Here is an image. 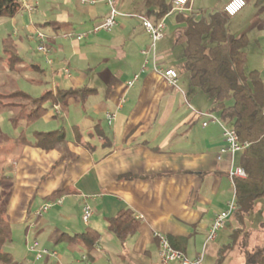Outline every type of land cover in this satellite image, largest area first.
<instances>
[{"label": "crops", "instance_id": "1", "mask_svg": "<svg viewBox=\"0 0 264 264\" xmlns=\"http://www.w3.org/2000/svg\"><path fill=\"white\" fill-rule=\"evenodd\" d=\"M228 1L191 0L183 11L173 6L161 18L166 23L164 36L148 61L142 50L151 40L137 15L157 19L146 14L145 0H117L119 24L82 40L64 35L89 31L101 22L110 10L104 0L96 4L29 0L35 12L20 9L11 17L16 44L23 41L19 29L29 40L38 29L48 35L50 56L41 55L49 69L36 63L40 69L33 68L32 84L90 90L85 99L72 96L66 104L55 105L60 113L53 106L29 127L25 113L16 128L10 111H0V172L8 178L0 190L12 231L23 234L26 248L27 240H37L41 248L55 253L36 259L29 252L19 254L13 246L6 251L15 264H162L157 232L189 258L202 254L216 213L234 196L229 172L241 166L243 152L222 154V127L203 126V118L194 115L192 108L211 111L212 103L191 88L189 75L179 70L185 50L180 32L183 17L199 20L224 12ZM246 1L245 8L230 17L229 28L247 35L248 70H259L264 78L262 30L256 29L260 23L264 28V0ZM2 18L6 17L0 18V27ZM254 31L257 34L251 37ZM155 60L178 72L179 87L155 71ZM135 74L140 77L128 88ZM108 112L117 114L112 124L106 119ZM58 117L65 119L60 127L66 129L67 139L54 149L16 142L22 131L33 141L35 131L55 130L46 128ZM64 189L63 195L49 199ZM85 200L93 208L88 223L82 218ZM46 203L51 207L39 213ZM126 209L133 211L139 225L136 233L121 240L110 230L109 220ZM231 220L226 223L232 224ZM88 229L100 233L89 258L81 243L66 240ZM207 255L203 264L217 261L218 252L214 259L206 260Z\"/></svg>", "mask_w": 264, "mask_h": 264}, {"label": "trees", "instance_id": "2", "mask_svg": "<svg viewBox=\"0 0 264 264\" xmlns=\"http://www.w3.org/2000/svg\"><path fill=\"white\" fill-rule=\"evenodd\" d=\"M145 1L146 14L148 16L155 14L157 20L163 18L173 7L172 2L167 0ZM20 9L21 0H0V18L14 17ZM230 17L223 11H216L199 20L194 16L183 17L185 26L180 35L185 50L179 63V70L189 75L191 88L203 92L211 100V112L218 114L225 123L235 128L241 141L250 143L241 156V166L247 176L235 180L237 208L230 217L233 224L229 234L230 242L219 249L214 264H228L226 262L228 253L233 251L235 245L243 258L242 264H264V245H254L251 241V235L255 231L264 230V213L259 227H254L257 204L264 199V78L259 70L247 72L245 49L249 40L246 34L231 32ZM5 60L9 69L17 68L24 61L17 52V44L11 33L2 39L0 61ZM32 67L40 69L37 64H32ZM89 94L90 90L85 86L47 89L35 96L18 89L6 95L0 93V100L10 97L9 99L22 98L25 102L3 103L2 100V105L5 107H0V111L12 110V107L18 106L25 111L31 107L25 115L26 126L29 127L45 116L53 106L66 104L72 96L85 99ZM21 117L12 116L16 128ZM33 138V141L28 140L25 131H22L17 136L16 142L51 150L65 142L67 134L66 129L60 127L47 132L35 131ZM7 180L8 178L0 172V185ZM65 192V189L61 190L49 199L61 196ZM3 196L4 192L0 190V264H15L13 255L4 249L13 239V231L6 214ZM109 221L110 230L121 240L136 233L139 225L130 209L120 212ZM248 226H251L250 231H245ZM240 237H242L241 241ZM66 240L81 243L89 258L100 240V233L88 229L75 236H67ZM170 243L173 247H177L171 241Z\"/></svg>", "mask_w": 264, "mask_h": 264}, {"label": "built area", "instance_id": "3", "mask_svg": "<svg viewBox=\"0 0 264 264\" xmlns=\"http://www.w3.org/2000/svg\"><path fill=\"white\" fill-rule=\"evenodd\" d=\"M110 7L107 16L99 22L97 25L92 27L89 31L82 33H67L64 36L69 38H75L76 40H82L90 34H96L100 31H111L119 24V17L121 12L117 7V0H104ZM191 0H173V9L183 11L187 9V6ZM84 4H96L98 0H81ZM247 5L246 0H229L224 6V12L229 16L238 14ZM21 9H25L30 13L36 11V7L30 4L29 0H21ZM143 27L145 28L151 43L148 48H144L142 53L147 57V61L151 54L155 55L157 44L164 36L166 23L164 19L153 21L144 15H137ZM33 39L38 41V51L50 56L51 48L47 44L48 35L42 30H36L31 36ZM52 58H48V62L52 63ZM154 69L159 73L162 78L171 86L179 87V74L173 68H165L159 63H154ZM65 73L71 74L68 67L64 68ZM140 74H135L131 80L127 82V87H132L135 82L139 79ZM56 113H60L59 106H55ZM194 115L199 118H203L202 125L208 126L210 123L219 124L223 130L224 145L221 149V153L236 154L243 152L249 147V142H243L240 140L239 135L235 128L225 123L218 114L211 111H200L192 108ZM116 112H108L106 119L109 124H112L116 119ZM230 178L235 186V180L237 178H245L247 176L246 171L242 166L232 167L229 172ZM87 198V197H86ZM52 203H46L39 210V213L45 212L51 207ZM237 208L236 192L234 196L228 200L223 210L216 213L214 221L210 227L208 240H215L218 232L225 227L226 222L229 220L235 209ZM93 214V208L91 204L85 200L83 204L82 218L84 222L88 223ZM156 236L160 242V260L162 264H170L171 262L177 261L178 264H203V255H199L196 258H189L183 251L172 246L168 237L157 232ZM27 250L29 253L34 254L36 259H41L46 255H54V252H50L46 248H41L37 240H27ZM83 261H86V256L83 257ZM86 264V263H85Z\"/></svg>", "mask_w": 264, "mask_h": 264}, {"label": "rangeland", "instance_id": "4", "mask_svg": "<svg viewBox=\"0 0 264 264\" xmlns=\"http://www.w3.org/2000/svg\"><path fill=\"white\" fill-rule=\"evenodd\" d=\"M253 4H254V1L250 5L253 6ZM2 20H5V21L2 24V27H0V53L2 49V39L6 37L8 34L14 32L13 21L11 20V18H2ZM260 28L262 30V33L259 39L261 42V46L264 47V44H263L264 28L262 26V23H260L258 27H256L258 32ZM19 34H20V37H22L23 41L17 44V52L23 58L24 61L20 63L15 69H9L7 60L0 61V93L6 95V94H9L11 91L21 89L32 95H40L41 93L49 89V86H36L32 84V80L34 79L33 75L35 74L33 72L32 64L38 63L42 65V67L46 68L47 70L49 69V67L43 61V56L41 55L42 53L38 51V41L35 39H32V40L27 39L26 33L23 29H19ZM256 34H257V31H254L251 34V37L253 36L255 37ZM246 68H247V72L250 71L248 70V66ZM9 98L2 99L3 103L8 102V101H14V102L24 101V99L22 98H14V99H9ZM2 100H0V107L4 108L5 106L2 105L3 104ZM29 109L30 107L27 108V110L23 111V109H21V107L18 106V107H12V110L6 109V111L8 112L10 111L13 117L17 116L18 118H20L22 114L24 113L27 114L28 113L27 111H29ZM3 110L4 109H2V111ZM20 123L21 122L18 121V125H20ZM62 124H65L64 117H58L55 119L54 123H52V126H49L48 128H46V130L56 129L60 127ZM4 126L7 127L6 124H4ZM263 213H264V199H261L257 204L256 212L254 214V227L255 228L259 227V222H261L263 219ZM225 228L226 229L223 228L218 232L217 239H215V241L208 240L207 245L204 246L202 250L203 257L209 254V256L208 255L206 256V260H208L212 256H213V259H214V256L217 257L218 250L230 242L229 234L231 233L233 224L226 223ZM250 228L251 226L246 227L245 231H250ZM245 231H243V234L245 233ZM23 237L24 236L22 233H18L17 231L16 232L14 231L12 242L7 243L4 249L9 250L11 248L13 249V246H16V249L19 254L24 255L26 252L28 253L26 245L24 244ZM239 240L241 241L242 237H240ZM251 241H252V244L254 245L255 244L264 245V230L259 231V232L255 231L254 234L251 235ZM236 246L237 245H235V248L233 249L231 253L230 252L228 253V257L226 260L228 264H242L243 262V258L238 253V249L236 248ZM206 252L207 254H205ZM18 253L16 252V255H19Z\"/></svg>", "mask_w": 264, "mask_h": 264}]
</instances>
